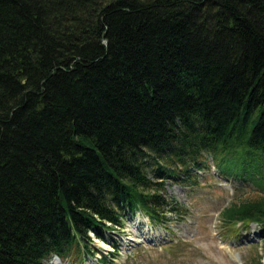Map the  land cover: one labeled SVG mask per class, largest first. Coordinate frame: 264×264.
<instances>
[{
	"label": "trees",
	"instance_id": "trees-1",
	"mask_svg": "<svg viewBox=\"0 0 264 264\" xmlns=\"http://www.w3.org/2000/svg\"><path fill=\"white\" fill-rule=\"evenodd\" d=\"M207 157L264 256V0H0V264L112 263L89 232L186 213Z\"/></svg>",
	"mask_w": 264,
	"mask_h": 264
},
{
	"label": "rangeland",
	"instance_id": "rangeland-1",
	"mask_svg": "<svg viewBox=\"0 0 264 264\" xmlns=\"http://www.w3.org/2000/svg\"><path fill=\"white\" fill-rule=\"evenodd\" d=\"M203 160L204 168L192 169L190 177L163 182L164 196L186 213L176 217L166 212L164 223L152 222L143 213L130 214L117 233L103 232L105 240L89 232L93 245L103 253L113 252L114 245L118 248L110 264H252L258 258L264 264L258 248L262 239L259 227L250 224L232 232L221 226L219 216L227 204L251 196L253 186L218 174L209 157ZM97 257L99 252L83 264H98ZM52 262L57 264L59 259L46 260V264ZM60 262L70 264L66 259Z\"/></svg>",
	"mask_w": 264,
	"mask_h": 264
},
{
	"label": "bare ground",
	"instance_id": "bare-ground-1",
	"mask_svg": "<svg viewBox=\"0 0 264 264\" xmlns=\"http://www.w3.org/2000/svg\"><path fill=\"white\" fill-rule=\"evenodd\" d=\"M54 258V257H53ZM51 260V259H50Z\"/></svg>",
	"mask_w": 264,
	"mask_h": 264
}]
</instances>
